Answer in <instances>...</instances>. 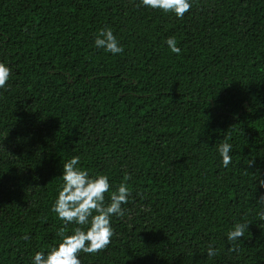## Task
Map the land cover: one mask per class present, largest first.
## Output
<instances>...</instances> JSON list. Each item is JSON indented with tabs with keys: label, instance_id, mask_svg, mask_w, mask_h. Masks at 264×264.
<instances>
[{
	"label": "trees",
	"instance_id": "16d2710c",
	"mask_svg": "<svg viewBox=\"0 0 264 264\" xmlns=\"http://www.w3.org/2000/svg\"><path fill=\"white\" fill-rule=\"evenodd\" d=\"M0 264H264V0H0Z\"/></svg>",
	"mask_w": 264,
	"mask_h": 264
}]
</instances>
